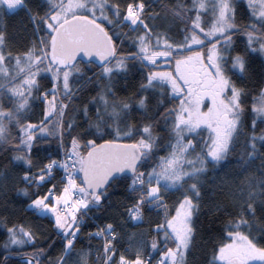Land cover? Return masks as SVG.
<instances>
[{
	"label": "snow or ice",
	"instance_id": "6c2138e0",
	"mask_svg": "<svg viewBox=\"0 0 264 264\" xmlns=\"http://www.w3.org/2000/svg\"><path fill=\"white\" fill-rule=\"evenodd\" d=\"M0 228V264H264V0H0Z\"/></svg>",
	"mask_w": 264,
	"mask_h": 264
},
{
	"label": "trees",
	"instance_id": "16d2710c",
	"mask_svg": "<svg viewBox=\"0 0 264 264\" xmlns=\"http://www.w3.org/2000/svg\"><path fill=\"white\" fill-rule=\"evenodd\" d=\"M22 15V13L15 15V16H9L8 20L10 24H15L18 20H19V16ZM242 47V45H241ZM124 93H121V95H123ZM91 95H95V92L91 93ZM253 95H256V93H253ZM204 135H207V133H205ZM130 142V141H128ZM41 155H43V153H41ZM13 199H17V197L15 195H13ZM169 203L171 204L172 201H169ZM12 219L14 222H21V221H27L30 223H41V221L36 220L31 212L29 213H25L23 210V207L20 206L19 204L15 205L14 208V215L12 216ZM201 221L204 222L205 224L207 223V218L205 215L201 216ZM44 229H46V233L50 234L52 232V228L51 225L48 224L47 220L42 221ZM87 231V230H86ZM213 235L218 239L219 238V233H213ZM206 238V237H205ZM5 239V234H4V230L3 228H0V242H3V240ZM100 243L99 240H93L92 241V245H98ZM80 248H84L85 251H88V246H87V242L84 240H81L80 242H78L77 244V249ZM58 251V249H57ZM195 257L196 260L198 262V264H206V261L208 259L211 258V246L208 245L206 247H200L196 250L195 253ZM87 260V264H98V261L96 259V252L93 250L91 251V253L86 257Z\"/></svg>",
	"mask_w": 264,
	"mask_h": 264
},
{
	"label": "water",
	"instance_id": "95a60500",
	"mask_svg": "<svg viewBox=\"0 0 264 264\" xmlns=\"http://www.w3.org/2000/svg\"><path fill=\"white\" fill-rule=\"evenodd\" d=\"M84 59H87L86 57Z\"/></svg>",
	"mask_w": 264,
	"mask_h": 264
}]
</instances>
